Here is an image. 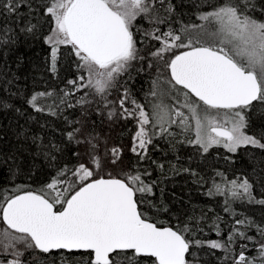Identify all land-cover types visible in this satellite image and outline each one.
<instances>
[{"label": "snow or ice", "instance_id": "snow-or-ice-1", "mask_svg": "<svg viewBox=\"0 0 264 264\" xmlns=\"http://www.w3.org/2000/svg\"><path fill=\"white\" fill-rule=\"evenodd\" d=\"M159 2L163 6L164 0ZM261 2L264 5V0ZM22 4H28V0H3L2 7L7 13H16ZM28 7L31 11L30 4ZM254 10L256 4L252 0H223L198 16L200 24L184 26L179 33L173 30L161 33L159 28L145 30L137 23L138 19L157 25L166 22L154 7V0H44L43 15L50 23L49 34L44 37V42L50 45V70L53 73L57 70L60 46H70L77 60L76 68L82 74L67 83L76 92L88 89L75 104L67 101L74 93L64 91L60 103L81 108L80 118L68 121L72 128L66 135L69 141L87 146L92 166L80 163L71 170L65 166L39 190L18 188L16 194L3 198L0 220L6 229L0 233V253H3L0 264H24L21 259L24 251L18 245L25 251L59 253L62 264H194L188 258L194 255L192 246L202 247L204 242L190 240L184 234L187 226L183 231L174 230L147 218L140 205L153 188L141 174L125 173L123 179L112 173L107 178L100 175L106 162L98 154V138L86 132L89 108L95 102L98 115L103 116V110L108 108L109 120L117 115L134 119L137 129L131 151L140 159L146 158L153 137L169 133L172 125L194 131L195 138L188 142L198 145L204 153L214 146H222L230 153L246 145L264 149V143L245 131L246 113L257 104L264 106V20L250 14ZM165 11L170 15L172 6ZM259 11L264 13V6ZM37 27L28 21L20 28V34L35 37ZM192 30H196L195 42ZM138 33L140 42L149 38L159 42L155 50L148 51L151 59L147 60V67H156L159 72L163 63L170 78L162 81L158 76L152 81L149 95L155 100L151 113L127 87L117 101L120 109L117 113L115 108H109L110 89L116 88L118 78L126 73L131 78L129 69L135 67L133 62L146 60L138 48ZM2 35L7 36L0 41L4 45L15 44L19 38L17 34ZM178 49L185 50L174 51ZM136 70L142 72L144 68ZM52 95L38 92L27 103L35 111L43 112L45 109L38 101ZM89 96L99 99L93 101ZM166 100H174L175 105ZM129 103L131 108L127 106ZM221 110L224 118L218 115ZM48 111L58 115L51 106ZM78 136L82 139H77ZM52 150L59 148L53 145ZM111 156L110 163L116 165L121 149L112 148ZM51 159L55 160V156ZM213 187L217 194L227 193L233 199H253L252 185L247 179L214 183ZM256 202L264 204V200ZM236 225H246V221L237 220ZM256 227L259 241L234 228L226 241H208L207 246L227 255L237 238L246 240L256 247L257 255L247 256L249 244H241L233 264H264V226ZM77 254L82 260L73 262L71 258Z\"/></svg>", "mask_w": 264, "mask_h": 264}, {"label": "trees", "instance_id": "trees-1", "mask_svg": "<svg viewBox=\"0 0 264 264\" xmlns=\"http://www.w3.org/2000/svg\"><path fill=\"white\" fill-rule=\"evenodd\" d=\"M2 2L0 0V41L7 39L3 33L17 34L19 38L15 44L0 43V202L5 196L16 194L18 188L39 190L57 177V172L65 166L70 170L79 163L91 166L87 146L78 144L75 140L69 141L66 135L72 128L68 121L79 119L81 108H69L66 103H60L64 91L74 93L67 98L72 104L88 91L83 89L76 92L67 83L82 74L76 68L77 60L71 54L70 46H60L57 70L53 73L50 70V45L44 42L50 29L48 18L43 15L44 0H28L31 11L28 4H22L16 13H7ZM222 2L223 0H164L161 6L159 0H154V7L159 9L160 16L166 22L157 25L146 19H138L137 23L145 30L159 28L161 33L169 30L179 33L184 26L200 24L198 16L211 11ZM252 2L256 4V10L250 14L264 20V13L259 11L264 6L261 0ZM169 5L172 6L170 15L165 11ZM20 16L24 18L22 21L19 20ZM28 21L38 26L35 37L20 34V28ZM192 37L195 42L196 30H192ZM136 38L141 55L146 60L133 62L135 67L129 69L131 78L126 73L118 78V86L110 89L108 100L112 103L109 108H115L117 113L120 111L117 101L123 94L124 87L151 113L152 102L155 100L149 95L152 81L158 76L162 81L165 77L170 78L163 63L159 65V72L156 67H147V60L151 59L148 51L155 50L159 42L150 38L140 42L139 33ZM203 40L205 38L201 37V42ZM181 50L184 49L176 51ZM140 67L144 71L137 72L136 69ZM38 92L53 93L51 97L38 101L45 109L43 112L35 111L27 103ZM88 99L95 101L99 98L89 96ZM165 102L175 105L174 100ZM49 106L56 109L58 115L49 114ZM96 108L95 102L89 108L90 119L86 132L98 138V154L106 162L100 175L107 177L108 173H112L123 179L125 173L141 174L144 182L153 188L151 195H144L145 202L140 205L147 218L158 225H170L180 231L187 226L188 231L184 234L190 240L204 242L202 247L192 246L194 255L189 256V260H193L194 264H233V258L239 254L241 244H249L245 253L247 256L257 255L256 247L246 240L237 238L232 246L233 250L227 255L222 250L210 249L207 242L226 241L234 228L245 231L256 241L261 239L256 226H264V204L256 201L264 200V149L246 145L238 148L236 153H230L222 146H214L204 153L198 145L188 142L195 138L194 131H185L172 125L169 133L153 137L146 158L140 159L131 151L135 123L130 119H122L119 115L109 120L108 108L103 110V116L96 113ZM182 110L187 114L186 109ZM246 115L248 127L245 130L264 143V106L257 104ZM77 139L82 137L78 136ZM53 145L59 151H53ZM112 148L121 149L116 165L110 163ZM53 155L55 160L51 159ZM244 179L252 185L251 201L247 198L233 199L227 193L217 194L213 187L214 183L223 184L231 180L242 182ZM237 220L246 221V225H236ZM248 223L251 224L250 227L247 226ZM3 226L0 220V229ZM18 247L23 249L22 245ZM2 256L3 253H0V257ZM71 259L76 262L81 261L82 257L77 254ZM22 261L24 264H62V257L59 253L42 254L38 250L28 249L24 250Z\"/></svg>", "mask_w": 264, "mask_h": 264}, {"label": "rangeland", "instance_id": "rangeland-1", "mask_svg": "<svg viewBox=\"0 0 264 264\" xmlns=\"http://www.w3.org/2000/svg\"><path fill=\"white\" fill-rule=\"evenodd\" d=\"M49 34V33H48ZM203 41H205V40H203ZM174 51H176V50H174ZM169 57H170V54H169ZM166 58H168V57H166ZM127 106L129 107V108H131L132 107V105L129 103V104H127ZM221 118H224V116H225V113L223 112V110H221L220 112H219V114H218ZM133 123H135V125H136V121L134 120V119H130ZM178 128V127H177ZM136 129H137V125H136V128H135V131H136ZM179 129V128H178ZM135 131H134V133H135ZM246 131V130H245ZM246 133H247V131H246ZM248 134V133H247ZM134 135V134H133ZM133 135H132V137H133ZM248 135H250V134H248ZM131 146H132V139H131ZM139 151V150H138ZM80 164V163H79ZM78 164V165H79ZM77 165V166H78ZM89 166V165H88ZM92 166V165H91ZM90 166V167H91ZM68 179L71 181L73 178L71 177V173H69L68 174ZM53 195H54V193H53ZM4 225V224H3ZM6 229V226L4 225L1 229H0V233H2L4 230ZM21 249V248H20ZM21 251H24V249H21ZM241 251V250H240ZM239 251V252H240ZM247 255V254H246ZM23 257H24V255L21 257V259L23 260ZM9 259H11V256H9L8 257ZM0 259H3V256L2 257H0Z\"/></svg>", "mask_w": 264, "mask_h": 264}, {"label": "water", "instance_id": "water-1", "mask_svg": "<svg viewBox=\"0 0 264 264\" xmlns=\"http://www.w3.org/2000/svg\"><path fill=\"white\" fill-rule=\"evenodd\" d=\"M185 50V49H184ZM181 51H183V50H181ZM107 178V177H106ZM153 222V221H152ZM158 226H161V227H172V226H170V225H158ZM173 228V227H172ZM174 229V228H173ZM174 230H176V229H174Z\"/></svg>", "mask_w": 264, "mask_h": 264}]
</instances>
